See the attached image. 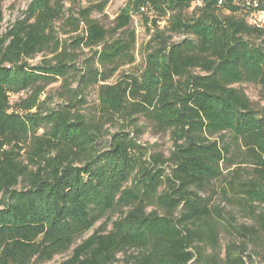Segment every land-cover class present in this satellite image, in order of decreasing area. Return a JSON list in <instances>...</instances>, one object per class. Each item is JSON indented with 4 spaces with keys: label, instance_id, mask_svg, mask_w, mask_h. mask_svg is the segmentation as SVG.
Masks as SVG:
<instances>
[{
    "label": "trees",
    "instance_id": "16d2710c",
    "mask_svg": "<svg viewBox=\"0 0 264 264\" xmlns=\"http://www.w3.org/2000/svg\"><path fill=\"white\" fill-rule=\"evenodd\" d=\"M88 1L74 12L40 0L0 40V264L69 250L61 264H115L132 249L128 264L253 262L264 252L254 204H264V108L236 85L264 87V27L246 18L264 0H134L110 28L94 17L110 0ZM132 14L149 35L143 66L112 83L137 61ZM62 19L69 40L58 37ZM78 50L90 53L80 64ZM141 119L171 135L168 156L139 142ZM218 182L250 225L211 204L204 193ZM221 231L239 240L223 257Z\"/></svg>",
    "mask_w": 264,
    "mask_h": 264
},
{
    "label": "rangeland",
    "instance_id": "374dc122",
    "mask_svg": "<svg viewBox=\"0 0 264 264\" xmlns=\"http://www.w3.org/2000/svg\"><path fill=\"white\" fill-rule=\"evenodd\" d=\"M199 1V0H198ZM88 0H76L75 2H72L71 0H64L66 8L73 7L72 10L76 12L79 8L86 7L89 5ZM134 0H110V3L108 4L107 8L103 13H96L94 14L95 19H98L103 23L107 28H110L113 24V20L115 17L121 12V11H127L132 13L134 9ZM40 7V0H0V40H2L5 35L9 32V30L14 26L19 20L24 19L27 17L30 13V11H34ZM253 10L247 13L246 17L248 20L247 22L251 25L261 26L264 27V8H260L261 5H255L254 4ZM133 15V14H132ZM133 27H135L137 32V46H136V63L133 65L130 64H124L119 69L117 75L115 77H112L110 82H114L117 80V77L121 75V72H133L140 70L142 68V59H143V51L142 48L144 47L146 41L149 38L148 32H147V26L143 19L140 17V15L134 14L133 15ZM70 30L69 27L65 26L64 19L57 22L56 30L58 32V37L60 39H67L69 40L71 35L73 33L64 32V30ZM182 36H176L174 39L179 40ZM77 56H78V64H80L84 58L88 57L90 53L87 50H78ZM48 55V53L46 52ZM46 54H39L33 59H29L28 62L31 65H36L41 63L42 59L46 57ZM60 82L49 86L47 88V92H49V98L51 103L59 102L61 101L60 96ZM238 88H241L245 91L247 96L249 97L250 101L253 102L254 107L256 108H264V87L260 86L259 84L255 83H239L236 85ZM96 89H91L89 92H87V99L89 100L90 104H97V94L95 93ZM26 97L27 93H20L17 95L12 94V100L14 101L18 97ZM139 126L142 128V133H139V142L142 145H146L151 148L152 151H159L163 153L165 156H168L171 149H172V139L171 135L169 133L164 132H156L154 128L150 125V123L144 121L143 119L140 120ZM133 131V129H131ZM244 160L240 161L241 166L244 169H241L243 173L244 171L249 172L245 176H252L251 173L254 172L253 166H251L248 163H243ZM223 182H218L215 184V188L212 192L204 193L205 195L211 197V204L212 205H218L221 206L223 209L222 213L228 214L233 213L236 216V219L238 222L250 225L253 222V218L251 215H248L244 210L241 209L240 206H238L235 202H229L226 200L222 195V184ZM257 205V212H262L264 210V204L254 203ZM120 214L116 213L113 215V218L116 219ZM106 219L101 220L98 222L95 226V228L101 226ZM108 229H111V225H108ZM93 231V230H92ZM89 232L86 236L88 237L91 233ZM82 239L78 240V243H80ZM220 246L223 249V253L221 254V257L224 256L225 249L227 248V245L230 244V242L235 243L236 245L239 240H237V237L233 235L230 232L221 231L219 240ZM220 249V247H218ZM137 251L135 249H132L128 252L127 255L136 253ZM210 252V250H208ZM251 252V251H250ZM72 250H69L65 253L57 254L55 255L51 260L44 261L42 263L37 264H61L62 261L67 260L71 257ZM124 254H119L117 256V261L115 264H128V256ZM252 260L253 262H249V264H264V252L260 253H253L252 252ZM194 264H200V263H194Z\"/></svg>",
    "mask_w": 264,
    "mask_h": 264
},
{
    "label": "built area",
    "instance_id": "2783aa9c",
    "mask_svg": "<svg viewBox=\"0 0 264 264\" xmlns=\"http://www.w3.org/2000/svg\"><path fill=\"white\" fill-rule=\"evenodd\" d=\"M255 3H253V5L255 4V5H258V3L256 2V1H254Z\"/></svg>",
    "mask_w": 264,
    "mask_h": 264
}]
</instances>
